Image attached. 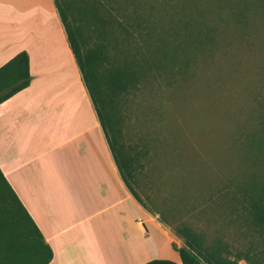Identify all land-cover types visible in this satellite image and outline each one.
<instances>
[{
    "label": "rangeland",
    "instance_id": "1",
    "mask_svg": "<svg viewBox=\"0 0 264 264\" xmlns=\"http://www.w3.org/2000/svg\"><path fill=\"white\" fill-rule=\"evenodd\" d=\"M58 1L84 49H103L101 72L127 77L109 140L144 203L174 233L264 264L251 212L264 192V0Z\"/></svg>",
    "mask_w": 264,
    "mask_h": 264
},
{
    "label": "crops",
    "instance_id": "2",
    "mask_svg": "<svg viewBox=\"0 0 264 264\" xmlns=\"http://www.w3.org/2000/svg\"><path fill=\"white\" fill-rule=\"evenodd\" d=\"M23 51L30 83L0 103V170L47 264L180 262L181 237L122 178L55 0H0V68Z\"/></svg>",
    "mask_w": 264,
    "mask_h": 264
},
{
    "label": "trees",
    "instance_id": "3",
    "mask_svg": "<svg viewBox=\"0 0 264 264\" xmlns=\"http://www.w3.org/2000/svg\"><path fill=\"white\" fill-rule=\"evenodd\" d=\"M55 4L66 27L68 40L115 162L132 194L141 202L132 183L122 171L108 132V127H112L113 121L111 101L118 92L127 89V77L122 70H114L107 75L101 72L106 58L103 49L101 47L84 49L85 39L81 29L68 19L58 0H55ZM29 83V56L23 51L0 68V103L27 87ZM128 163L126 159V168L129 170ZM251 207L255 223L264 228V192L255 196ZM176 235L183 238L182 246L177 247L173 243L174 249L180 255V262L154 258L144 264H239L240 260H244L245 264H256L257 256H252L250 251L239 252L236 258H233L228 246L219 242L209 247L205 246L202 238L194 234L188 226L176 230ZM52 256V249L43 239L41 232L0 170V264H47Z\"/></svg>",
    "mask_w": 264,
    "mask_h": 264
}]
</instances>
